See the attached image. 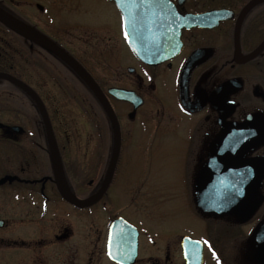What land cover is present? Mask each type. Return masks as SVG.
<instances>
[{
    "label": "flooded vegetation",
    "instance_id": "obj_1",
    "mask_svg": "<svg viewBox=\"0 0 264 264\" xmlns=\"http://www.w3.org/2000/svg\"><path fill=\"white\" fill-rule=\"evenodd\" d=\"M0 73V264H264V0H0Z\"/></svg>",
    "mask_w": 264,
    "mask_h": 264
},
{
    "label": "water",
    "instance_id": "obj_2",
    "mask_svg": "<svg viewBox=\"0 0 264 264\" xmlns=\"http://www.w3.org/2000/svg\"><path fill=\"white\" fill-rule=\"evenodd\" d=\"M129 43L132 46V48L134 49V51L137 53V55L142 60H144V61H146L148 63H153V62H159V61H162V60H166L167 58L172 57L175 54V53L174 54H171V53L152 54L151 52H149L147 49L144 48V45L140 41L131 40V41H129ZM175 43L177 44V42H174V44ZM0 78H5V79L11 81L17 87L29 92L33 96V98L38 103L39 108H40V110H41V112H42V114L44 116L45 121H46L47 129L49 131V135H50L52 144H53L54 147H56L54 135H53V132H52V127H51V124H50V120L48 118V114H47L46 108H45L44 104L42 103L41 99L39 98V96L37 95V93L34 90H32L28 85H26L24 82H22L21 80H19L18 78L14 77V76L0 73ZM91 82H92V84L95 87L96 93L101 98L103 104L105 105L106 109L109 111V113L111 114L112 119L114 120V123H115V126H116L115 128H116V133H117V147H118V145H119V125H118L116 116H115V114H114L109 102L107 101L104 93L102 92V90H100V88L92 80H91ZM110 92L112 94H114L117 98H120V99L128 98V96H127L128 92L125 91V90L112 89V90H110ZM227 142L223 146V151H222V154L219 157V161L222 162L224 170H232L230 163H234V162L246 163L247 162V160H243L242 159V156L246 152V150L249 147V145L253 143V140H251L250 137L247 136L235 148L234 151L233 150H229L227 148ZM107 186H108V180H107L106 184L103 186V188L100 191V193L94 199L90 200L88 203L96 202L101 197V195L105 192Z\"/></svg>",
    "mask_w": 264,
    "mask_h": 264
},
{
    "label": "rangeland",
    "instance_id": "obj_3",
    "mask_svg": "<svg viewBox=\"0 0 264 264\" xmlns=\"http://www.w3.org/2000/svg\"><path fill=\"white\" fill-rule=\"evenodd\" d=\"M179 155L178 154H174V152H172L170 155H160L158 158L159 162H163V170L159 172V178L164 179V178H169L171 181V183H176L173 179H174V172L173 170H169L167 171L166 168L167 167H173L174 163L177 161V157ZM173 162V163H172ZM165 182V181H164ZM158 193L160 194L158 199L155 201H148V202H143L141 208L142 209H157V210H167L170 207V202L168 201V199H163L161 194V191H158ZM170 203V204H169ZM128 204V203H126ZM125 205V204H124ZM126 208H132L131 205H127Z\"/></svg>",
    "mask_w": 264,
    "mask_h": 264
},
{
    "label": "snow or ice",
    "instance_id": "obj_4",
    "mask_svg": "<svg viewBox=\"0 0 264 264\" xmlns=\"http://www.w3.org/2000/svg\"><path fill=\"white\" fill-rule=\"evenodd\" d=\"M125 35H127V33H125ZM249 133H233L232 136L229 138L228 142H227V148L229 150H235V148L243 141V139H245L247 137ZM251 175V170L250 169H245L242 170L239 174H238V179L236 181L237 184L242 185ZM237 192L242 194L241 190L239 188H237Z\"/></svg>",
    "mask_w": 264,
    "mask_h": 264
}]
</instances>
